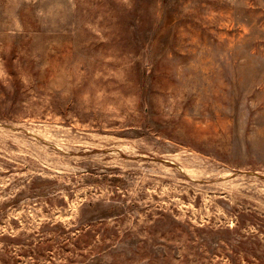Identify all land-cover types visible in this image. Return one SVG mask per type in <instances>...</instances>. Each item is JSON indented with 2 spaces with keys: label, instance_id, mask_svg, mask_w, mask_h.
I'll use <instances>...</instances> for the list:
<instances>
[{
  "label": "rangeland",
  "instance_id": "1",
  "mask_svg": "<svg viewBox=\"0 0 264 264\" xmlns=\"http://www.w3.org/2000/svg\"><path fill=\"white\" fill-rule=\"evenodd\" d=\"M0 264H264V0H0Z\"/></svg>",
  "mask_w": 264,
  "mask_h": 264
},
{
  "label": "bare ground",
  "instance_id": "2",
  "mask_svg": "<svg viewBox=\"0 0 264 264\" xmlns=\"http://www.w3.org/2000/svg\"><path fill=\"white\" fill-rule=\"evenodd\" d=\"M99 145V144H98Z\"/></svg>",
  "mask_w": 264,
  "mask_h": 264
}]
</instances>
